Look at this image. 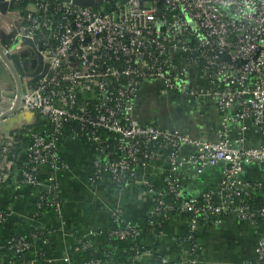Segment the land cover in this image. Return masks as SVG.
I'll return each mask as SVG.
<instances>
[{"label": "built area", "instance_id": "obj_1", "mask_svg": "<svg viewBox=\"0 0 264 264\" xmlns=\"http://www.w3.org/2000/svg\"><path fill=\"white\" fill-rule=\"evenodd\" d=\"M5 2L14 39L5 47L0 45L2 53L11 63L12 56L18 57L21 66L26 59L35 63L30 72L23 70L25 76L19 75V114L38 113L51 127L49 132L25 131L31 146L16 188L44 189L40 175L45 169L50 173L48 181L54 182L56 173L65 169L56 153L57 142L65 136L83 137L96 145L93 168L98 184L108 179L125 187L137 180L139 164L146 168L162 157L169 166L163 189L156 190L149 178L141 181L153 200L145 229L112 214L115 228L109 236L140 247L135 261L154 258V249L140 245L139 240L144 230L157 225V218L167 217L175 206L187 215L188 240H194L201 225L218 226L230 217L249 227L259 225L264 200L257 204L247 191L260 190L261 184L245 183L244 174L249 166L264 167V0ZM39 57L42 69L34 76ZM2 66L9 72L3 62ZM190 69L203 76L207 88L193 81ZM148 81L158 82L164 96L181 95L196 104L212 101L220 113L215 139L139 124L133 112L139 91ZM15 91L0 86V118L6 115L3 108L15 106ZM250 132L254 137L249 138ZM14 144V135L0 136V190L11 177L14 163L7 156ZM187 148L191 153L184 155ZM185 167L198 176L220 168L219 187L186 196L178 180ZM36 206L61 213L49 191H42ZM5 221L0 212V227ZM32 238L44 240L42 235ZM5 249L13 262L43 260L35 244L25 238L11 240ZM200 249L196 238L187 263L159 255L162 264H194ZM89 250L82 240L74 247L76 253ZM106 258L112 264L118 260L116 252ZM79 264L108 263L82 260ZM246 264H264V239L256 246L255 258Z\"/></svg>", "mask_w": 264, "mask_h": 264}, {"label": "crops", "instance_id": "obj_2", "mask_svg": "<svg viewBox=\"0 0 264 264\" xmlns=\"http://www.w3.org/2000/svg\"><path fill=\"white\" fill-rule=\"evenodd\" d=\"M5 71L9 78L0 86L9 91L16 88V94V83L11 74ZM189 72L195 83L207 88L203 76L191 69ZM11 106L3 108L2 112L5 114L13 112V104ZM18 114L19 110L16 115ZM133 115L139 124L174 128L195 138L210 141L215 139L220 121V113L212 101L206 100L203 104H196L181 95L164 96L161 85L156 81L143 84ZM36 120L37 117L34 116L28 125H34ZM38 124L40 126L43 124L40 115ZM24 126L26 125L15 124L16 129L10 133L15 136L14 145L19 147L20 153L12 160L14 167L10 177L11 185L0 190V212L6 218L0 227V264H20L11 261L5 253V248L13 238L30 233L32 229L41 233L46 232L44 240L35 244V251L43 256L39 264H79L83 260V254L74 252L75 245L82 240L89 244L91 251L103 250L105 246L103 235L98 233L111 231L113 213L120 215L129 225L146 228L153 200L146 193L141 181L143 178H149L152 183L163 185L170 175L165 158L162 157L146 168L139 164L137 180L125 187L113 184L108 179L105 184H98L94 181L93 168L96 145L83 137L72 139L65 136L56 144V153L65 169L56 173L55 181L52 183L47 179L50 176L47 169L40 175L43 185L52 190L49 191V197L60 204L61 213L58 214L46 206L43 207L44 210L36 207V211L33 205L42 191L46 190L21 184L19 189L16 188L19 186L22 171L17 167H23L31 146V140L24 136L25 133L21 135L20 140L18 139V132ZM3 134L4 131L0 128V136ZM248 136L254 137L251 132ZM183 153L187 155L191 152L187 148ZM178 180L186 196H200L219 187L221 169L210 168L198 176L190 168L185 167L179 173ZM244 181L247 184H261L260 190H248L247 195L257 204L263 202L264 167H247ZM164 218L167 221L164 232L159 236L143 232L139 244L153 249L157 246L159 254L171 262L187 263L191 255L178 241L187 239L189 235L186 213L175 206ZM95 232L96 235L93 236L92 233ZM196 238L201 249L194 264H246L255 258L256 246L264 239V224L256 228L249 227L237 218L230 217L218 226L201 225L196 232ZM124 247L125 244L121 242L116 250L118 259ZM138 262L150 264L148 259Z\"/></svg>", "mask_w": 264, "mask_h": 264}, {"label": "trees", "instance_id": "obj_3", "mask_svg": "<svg viewBox=\"0 0 264 264\" xmlns=\"http://www.w3.org/2000/svg\"><path fill=\"white\" fill-rule=\"evenodd\" d=\"M52 1H54V0H52ZM23 6H24V4H22L21 7H23ZM34 116L37 117L36 123L34 125L24 126L23 129L18 132V139L19 140L21 138V135L23 133H25V131L27 129H32L35 133L41 132L42 130L43 131L46 130L47 132H49L51 130V127H49L46 123L42 122L45 127H43V124H42V126H40L38 124V119H39V114L38 113H37V115H34ZM10 149H11V152L7 156L8 161L14 160L20 153L19 147H17L16 145H13ZM155 151H156V149H155ZM165 156L166 155H164V157ZM27 164L28 163H27V161L25 159L24 165L27 166ZM17 168H20L21 170L23 169V167H20V166H18ZM11 181H12V178H10L9 181L7 183H5L3 186L6 187V186L11 185ZM153 186H154V188L156 190L163 189V185L158 184V183H153ZM33 206H34V209L37 211L36 202L34 203ZM43 207L46 208L45 206H43ZM43 207H41L40 209L44 210ZM164 217L165 216H162V215L159 216L157 218V225H155L153 227H148L146 229V231L144 230V233L150 232L151 234H153V236L161 235L164 232V230H165L164 228H165L166 222H167L166 218H164ZM258 224L259 225L264 224V219L259 220ZM114 228H115V226L112 223L110 230L112 231ZM111 231H108V232H105L104 234H102L103 235L102 237H103V240H104V245H105L104 249L100 250L98 252L91 251V250L86 251L85 253H83V260H85V261L98 260V261H101V262H107L108 264H112V263H109V261H108V259L106 257L109 254H112L113 252H116V250H117V248H118V246H119V244L121 242L118 241L115 238H110L109 233ZM34 234H42V236L44 238L46 232L45 233H41L38 230H34L33 231V229H32L30 233H27V234L21 235V236H17L15 238H13L12 240H19V239L25 238L29 242L36 244L37 241H35L32 238V236ZM178 241H179V244L182 247L186 248V250L190 254L193 253V249H194V246H195V243H196V236L194 237V240L180 239ZM137 251L142 252L141 248L137 247L135 244H125V247H124L123 253L120 256V259H118L116 261V263L114 262L113 264H140V262L134 260ZM5 253H7L8 257L10 258V255H9L7 250L5 251ZM154 254H155V256H154V258L152 260H150V264H162V259L163 258L159 255V252L157 251V246H154ZM197 254H199V252H197Z\"/></svg>", "mask_w": 264, "mask_h": 264}, {"label": "water", "instance_id": "obj_4", "mask_svg": "<svg viewBox=\"0 0 264 264\" xmlns=\"http://www.w3.org/2000/svg\"><path fill=\"white\" fill-rule=\"evenodd\" d=\"M7 7L8 6L5 0H0V13L1 14L3 15L7 14V9H8ZM27 45L33 47V44L30 41H27ZM0 58H1V61L8 67L11 77L15 81L16 86H17L16 103H15L13 112L8 113L0 118V128H2L4 133L10 134L12 131L16 129L14 128L15 124H17L18 126H23V125L27 126L28 124H30V122H32L34 118V114L31 112H28V113H22V114L16 115L20 107V97H21V89H22L19 75L20 76H25V75L23 73V68L17 56L11 57V60H12V63H11L10 60L4 56L0 48ZM42 65H43L42 59L39 57L38 58L39 67L37 69V72L34 74V76L40 73L42 69ZM5 119H8V121L3 122ZM2 123H5L6 125ZM44 190L52 191L48 187H44Z\"/></svg>", "mask_w": 264, "mask_h": 264}, {"label": "rangeland", "instance_id": "obj_5", "mask_svg": "<svg viewBox=\"0 0 264 264\" xmlns=\"http://www.w3.org/2000/svg\"><path fill=\"white\" fill-rule=\"evenodd\" d=\"M13 39H14V29H13L12 21L8 16V14L3 15L0 13V45L2 47H5L7 42ZM34 64L35 63L32 59H26L22 66L24 72L28 73L30 72V70L34 69ZM8 78H9L8 74L4 70V67L2 66V62L0 61V85L6 83V79L8 80Z\"/></svg>", "mask_w": 264, "mask_h": 264}]
</instances>
